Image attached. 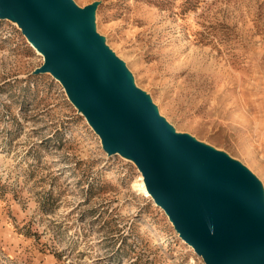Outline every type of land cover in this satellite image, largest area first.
<instances>
[{"label": "rangeland", "instance_id": "1", "mask_svg": "<svg viewBox=\"0 0 264 264\" xmlns=\"http://www.w3.org/2000/svg\"><path fill=\"white\" fill-rule=\"evenodd\" d=\"M68 1L195 160L264 203V0ZM1 12L0 264H207Z\"/></svg>", "mask_w": 264, "mask_h": 264}, {"label": "water", "instance_id": "2", "mask_svg": "<svg viewBox=\"0 0 264 264\" xmlns=\"http://www.w3.org/2000/svg\"><path fill=\"white\" fill-rule=\"evenodd\" d=\"M1 1V14L14 13L24 33L49 54L44 69L59 67L77 101L76 89L81 103H90L103 135L105 130L115 137L111 148L135 155L154 198L207 264L264 263V203L258 192L238 179L247 189L216 179L211 168L213 177H206L201 160L179 144L121 65L92 38L93 6L81 13L68 0Z\"/></svg>", "mask_w": 264, "mask_h": 264}, {"label": "bare ground", "instance_id": "3", "mask_svg": "<svg viewBox=\"0 0 264 264\" xmlns=\"http://www.w3.org/2000/svg\"><path fill=\"white\" fill-rule=\"evenodd\" d=\"M1 2H2V1L0 0V3H1ZM9 15L12 16L13 18H15V19L17 20L18 24L21 26L20 21L17 19L16 15H15L14 13H10ZM95 20H96V12L93 10V11H92V19H91V25H90V28H92V27L94 26ZM21 27H22V26H21ZM22 29H23V27H22ZM23 31L25 32L24 29H23ZM26 35H27L28 40L30 41L31 45L35 48V50H36L38 53H40V54H42V55L45 56V63H47V61L49 60V54H48L47 52L43 51V50L40 48V46L30 38V36H29L28 34H26ZM120 65H121V69L124 70L125 73H126L127 75H129L128 72H127V70L124 68L123 64L120 63ZM51 71H52V73L56 74V75L59 76V77L62 76V72H61V69H60L59 67H57V68H55V69H52ZM125 76H126V75H125ZM139 90H140V89H139ZM140 91H141V90H140ZM138 92H139V91H138ZM75 94L78 96V102H79V101L82 102V97L80 96V93L78 92L77 89H76V93H75ZM84 105H86L87 109L91 110L92 115H93V117L95 118L96 116H95L94 111L92 110V107H91L90 103H89V102H85ZM95 119H96V118H95ZM97 124H98V123H97ZM103 132H104L105 135H109L105 130H103ZM184 136H185V135L179 136V144H180L184 149L188 150V151L192 154L193 157H195V158H197V159H201V158L198 156V154H197V152H196L194 146L192 145V143H191L186 137H184ZM110 139H111V143H110L109 151H110V150H113V151L116 150V151H123V152H126V153L129 154V156H131L132 158H134V159L136 160L137 164L140 166V162L138 161V159L135 157V155H134L130 150H128V149H126V148H124V147H116V148L113 147V148L111 149V147H112V145H113V142H114V140H115V137H114V136H110ZM201 163H202V170H203V172L205 173L206 177H207V178H211V177H213V174H212V172H211V170H210V167H209L208 163H207L206 161H201ZM212 168L214 169V167H212ZM142 179L144 180L142 186L145 187V193L147 194V196H150V197L154 198V195H153V193H152V191H151V188H150V186H149V184H148V181H147V179H146L144 173H143V178H142ZM248 188H249V191L255 193V191H254L251 187H248ZM259 196H260V195H259ZM154 200H155V204L161 206V207L165 210V212L168 214L169 218H170L174 223H176L175 220H174V218L172 217L171 213L168 211V209L165 208V207H163V206H162V205H161V204H160L155 198H154ZM179 232H180V236H181V238L183 239V241L186 242V243H188V244L192 247V249H194V250L196 251V249H195L193 243L190 242V241H189V240H188V239L182 234V232H181L180 230H179ZM260 264H264V263H260Z\"/></svg>", "mask_w": 264, "mask_h": 264}]
</instances>
